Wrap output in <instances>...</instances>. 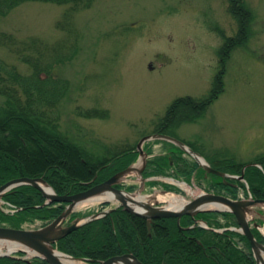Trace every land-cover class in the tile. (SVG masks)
<instances>
[{"label":"rangeland","instance_id":"rangeland-1","mask_svg":"<svg viewBox=\"0 0 264 264\" xmlns=\"http://www.w3.org/2000/svg\"><path fill=\"white\" fill-rule=\"evenodd\" d=\"M246 1L254 14L252 32L248 42L234 48L226 60L224 91L199 118L170 130L214 167L232 158L249 163L264 153V0ZM66 8L25 2L0 16V31L19 38L70 41L72 36L58 27ZM74 20L77 47L57 67L58 75L69 82L68 95L60 105V128L88 149L107 156L138 146L152 135L178 97L209 95L223 69L224 36H235L238 31L229 0H95L90 8L77 12ZM0 56L17 62L1 46ZM90 109L98 117L81 113ZM166 143L149 141L144 150L159 152ZM185 156L193 158L188 153ZM142 164L140 159L138 168ZM161 182L174 185L166 178ZM123 183L135 185L133 196L164 192L161 185L143 182L138 170ZM188 184L196 194L212 192L209 182H199L195 176ZM174 186L183 191L176 194L194 198L189 189ZM101 203L77 206L74 212L95 213L103 209ZM150 203L168 205L158 200ZM119 204L111 202L106 209ZM255 216L264 221V205L253 207L251 222ZM69 221L68 217L65 225ZM260 230L264 235V225Z\"/></svg>","mask_w":264,"mask_h":264},{"label":"trees","instance_id":"trees-1","mask_svg":"<svg viewBox=\"0 0 264 264\" xmlns=\"http://www.w3.org/2000/svg\"><path fill=\"white\" fill-rule=\"evenodd\" d=\"M48 2L66 5L58 27L71 35V40L48 42L40 37L19 38L14 33L0 31V46L17 60L9 62L0 56V186L22 177H43L58 194H74L110 178L133 164L139 152L136 147L118 151L110 156L99 154L73 140L60 128V105L68 95L69 82L58 75V65L69 58L79 41L75 14L90 8L95 0H0V16L8 15L25 2ZM229 11L238 23L235 36H224L220 49L222 71L215 77L209 95L196 98L178 97L169 106L155 132L171 134L170 130L184 122L194 121L224 91L223 73L226 60L236 47L245 45L252 32L254 14L246 0H229ZM20 64L28 70L24 71ZM86 117H98L94 109L81 112ZM105 115V114H103ZM183 151L155 156L148 161L144 175H169L191 181L205 179L207 172L183 155ZM171 161L175 162L172 170ZM220 170L240 175L247 162L223 160ZM245 170L246 182L209 174V190L225 192L236 198L240 190L249 191L256 199H264V153L258 155ZM257 164H261L262 168ZM152 186L183 192L180 188L159 181ZM135 186H129L130 191ZM4 200L15 206L14 213L0 207V226L21 228L46 224L58 217L67 203L51 202L43 192L24 184L9 190ZM109 203L104 202L101 208ZM74 212L77 216L93 213ZM263 224L261 218L255 219ZM207 224V227L202 225ZM238 225L231 212L203 211L184 215L181 225L176 217L148 220L125 210L122 206L93 221L85 223L59 239L55 246L76 258L93 264L115 255L135 254L144 264H257L251 242L246 235L229 229ZM224 229L223 231H219ZM255 236L264 243V235L254 227ZM25 252L0 257V264H49L42 257L25 259Z\"/></svg>","mask_w":264,"mask_h":264},{"label":"water","instance_id":"water-1","mask_svg":"<svg viewBox=\"0 0 264 264\" xmlns=\"http://www.w3.org/2000/svg\"><path fill=\"white\" fill-rule=\"evenodd\" d=\"M151 139H164L171 142L178 144L182 147L185 151L189 152L194 156V158L198 161V163L204 167L206 170L210 172H214L220 176H228L225 172L217 170L213 168L209 163H203L200 158L198 157V153L195 152L192 148L188 147L184 142L178 140L174 136L164 134V133H155L152 135L145 136L139 143V148L142 147L143 143L147 140ZM145 155V151L141 149L140 157L143 158ZM201 157V156H200ZM146 165V160L144 159V166ZM137 170V164H133L128 168L117 172L109 179L95 184L92 187L83 190L81 192L75 194H57L54 188L43 178V177H22L16 178L13 180L8 181L7 183L0 186V200L3 199L5 193L15 187L24 185V184H31L37 188H39L43 194L47 197V201L45 204L50 202H67L68 205L65 210L52 222L46 224L43 227L36 228V229H27V228H15L10 226H0V242H9L13 244L21 245L22 248L19 250L25 251L27 253L34 252L33 256H38L46 259L49 264H66L60 261L53 250H58L55 247V243L61 239L63 236L71 233L72 231L76 230L83 224L97 219L106 213L101 212L99 214H94L86 217L83 222H81V217H77L72 223L65 225V221L69 215H71L78 204L81 202L99 195L104 192L113 191L121 195V204L124 208L133 213L140 216L147 218L149 226L155 219L167 218V217H176L178 220V224L180 225L181 218L184 215H196L202 211L208 210H218V211H229L232 212L239 223L240 231L244 233L252 244V249L257 260V264H259L260 260L258 257L259 250H264V243H261L255 237L253 232V225L250 222L249 215L252 213L253 207L256 205H264V199H233L229 196L217 193H205L200 194L198 197H194L190 200L183 209H173L170 206H158L157 204H151L150 202H145V206L148 208V213H144L135 209L129 202V198L126 194H131L127 190H124L118 187V184L122 181L123 177L132 173L133 171ZM140 175H142L143 168L138 170ZM235 178H240L241 180L245 179L244 173L240 176H231ZM157 178V177H156ZM145 179V178H143ZM173 179L176 182L179 180L175 178H168ZM42 184H47L52 188L51 193H47ZM167 193V191H164ZM110 201V200H105ZM206 203H218L221 207L218 208H201ZM254 226H259L257 223ZM60 251V250H58ZM12 252H5L0 253L1 256H10L13 254ZM62 252V251H60ZM66 254V253H65ZM68 256H71L67 254ZM76 260L84 261L86 264H92L91 261L83 258H75ZM100 264H144L135 254L133 253H125L121 255H115L109 257L106 260L100 262Z\"/></svg>","mask_w":264,"mask_h":264},{"label":"bare ground","instance_id":"bare-ground-1","mask_svg":"<svg viewBox=\"0 0 264 264\" xmlns=\"http://www.w3.org/2000/svg\"><path fill=\"white\" fill-rule=\"evenodd\" d=\"M198 157L204 164L206 163V161L202 157H200L199 155ZM179 184L185 187L186 189H189L192 193H194L195 194L194 197H198L200 194H205V192H200L196 194L194 188L185 182H179ZM42 185L47 193L52 192V188L49 185L47 184H42ZM126 195L129 198H132L129 199L130 204L138 211L144 213H148L149 211L148 208L145 206V202H151V200L167 202L168 206H170L173 209H183L186 206V204L190 200H192V199H188L183 195L176 194L175 192H169L167 194L155 193L148 197L143 196L142 194H138L136 196H133L132 194H126ZM104 200H111L112 202H121V195L113 191L104 192L81 202L80 204H78V206L92 205ZM218 207H221V205H219L218 203H206L201 208H218ZM20 248H22V246L18 244H13L9 242H0V253L12 252L19 250ZM53 252L60 261L66 264H86L84 261L76 260L71 256H68L64 252H60L58 250H53ZM29 254L33 255L34 252H29ZM258 257L260 260L259 264H264V250H259Z\"/></svg>","mask_w":264,"mask_h":264},{"label":"flooded vegetation","instance_id":"flooded-vegetation-1","mask_svg":"<svg viewBox=\"0 0 264 264\" xmlns=\"http://www.w3.org/2000/svg\"><path fill=\"white\" fill-rule=\"evenodd\" d=\"M144 171H146V169L144 170ZM145 173V172H144ZM207 176V175H206ZM207 178H208V176H207Z\"/></svg>","mask_w":264,"mask_h":264}]
</instances>
